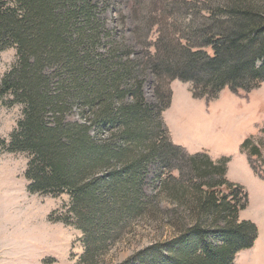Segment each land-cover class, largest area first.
Here are the masks:
<instances>
[{
  "label": "trees",
  "instance_id": "trees-1",
  "mask_svg": "<svg viewBox=\"0 0 264 264\" xmlns=\"http://www.w3.org/2000/svg\"><path fill=\"white\" fill-rule=\"evenodd\" d=\"M100 10L95 0H0V52H17L0 103L23 106L10 138L0 137V155L26 154L30 193L70 196L55 221L83 232L79 264H107L110 244L138 218L165 222L169 234L117 264H234L259 236L254 221L241 219L249 193L229 179L230 157L190 153L171 140L163 112L173 91L164 85L190 82L193 97L207 99L260 86L264 0L166 3L144 19L147 34L156 27L158 36L142 62L111 39ZM148 69L158 104L145 98ZM75 110L79 119H69ZM242 152L264 180V144L249 137ZM156 162L168 211L143 189Z\"/></svg>",
  "mask_w": 264,
  "mask_h": 264
},
{
  "label": "rangeland",
  "instance_id": "rangeland-1",
  "mask_svg": "<svg viewBox=\"0 0 264 264\" xmlns=\"http://www.w3.org/2000/svg\"><path fill=\"white\" fill-rule=\"evenodd\" d=\"M95 1L100 5L106 27L112 31L111 39L131 47V57L142 62L149 49L147 45L158 36L156 27L147 34L144 19L160 14L166 3L174 0ZM187 17H191V13ZM105 41L107 43L108 39ZM16 60L15 48L0 52V83ZM144 79L147 102L158 104L155 75L148 69ZM168 87L175 90L170 109L163 112L171 140L190 153L207 152L213 159L231 158L229 179L243 185L249 193V206L241 216L257 222L264 234V180L255 174L247 154L242 152V144L249 137L264 144V82L250 91L233 92L225 88L213 99L194 98L192 84L179 79L164 85V89ZM22 108L21 104L0 103V137L10 138L22 116ZM69 119H79L78 112L75 110ZM27 164L28 157L24 153L3 152L0 155V264H79L85 250L83 232L55 221L66 211L70 196L30 193L25 176ZM161 173L160 164L151 163L143 189L150 200L168 211L173 205L161 191ZM168 234L165 222L138 218L121 239L110 244L105 260L107 264L122 262L155 240L165 239Z\"/></svg>",
  "mask_w": 264,
  "mask_h": 264
},
{
  "label": "crops",
  "instance_id": "crops-1",
  "mask_svg": "<svg viewBox=\"0 0 264 264\" xmlns=\"http://www.w3.org/2000/svg\"><path fill=\"white\" fill-rule=\"evenodd\" d=\"M174 95H175V90H173V98L171 105L173 103ZM241 219H243L242 216ZM257 226L259 228V236L255 241L254 246L250 249H245L240 251L236 256L234 264H264V242H263L264 234L262 227L259 226L258 224Z\"/></svg>",
  "mask_w": 264,
  "mask_h": 264
}]
</instances>
